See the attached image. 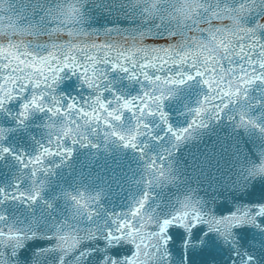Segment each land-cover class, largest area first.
Segmentation results:
<instances>
[{
    "label": "water",
    "instance_id": "1",
    "mask_svg": "<svg viewBox=\"0 0 264 264\" xmlns=\"http://www.w3.org/2000/svg\"><path fill=\"white\" fill-rule=\"evenodd\" d=\"M14 6L15 12L0 11V15L16 16L21 6L26 11L16 20L19 26L34 25L41 29L37 43H51L47 32L60 25L59 19L47 15L49 9L58 5H75L80 8L81 16L75 27L94 36L97 42H104L105 35H127L133 29L147 27L143 23L139 9L131 8L132 0H6ZM179 3L180 0H174ZM261 13L253 10L242 22L253 26ZM7 23V19L4 21ZM198 35V34H197ZM264 39V31L259 33ZM25 41L31 39L24 37ZM36 41H33L35 43ZM6 43V41H0ZM46 54V53H44ZM225 66L227 64L225 62ZM104 75L99 90L105 101H113L117 96L124 99L143 95L148 86L140 79L130 80L127 73L113 70L110 65H99ZM171 92V95H168ZM165 93L163 110L167 113L168 123L174 130L188 128L194 111L200 100L207 95V88L199 78L182 86H172ZM32 94L31 90L5 105L0 111V129H4L0 138V149L8 147L10 153L0 152V188L4 196L25 192L31 195L34 186L40 187V196L35 203L25 200L5 199L0 196V229L13 227L16 230L40 231L54 237L57 226L65 222L79 224L81 227L105 225L113 228L111 221L128 213L136 203L149 194L146 211L157 216H166L185 198L198 202L206 209H212L216 215H226L237 208L264 204V173L258 171L264 163V133L257 128L242 125L240 113L254 119L264 126V83L257 82L247 90V99L237 100L229 105L224 113L215 118L212 113L202 117L203 126H193L188 136L177 144L171 133L158 116L145 117L149 128H143L138 136V148L143 152L125 148L123 142L112 136L113 129L122 134L135 130L136 119L133 113L122 111V120L110 121L111 127L102 122H88L73 114L80 126L76 144L65 137L63 146L72 148V155H54L46 158L42 169L35 177L31 168H23L16 156L28 158L38 155L43 147L50 146L62 135L61 129L66 123L63 116L53 117L47 111H31L27 119L20 117L21 105ZM52 95L65 103L75 98L81 106L90 108L86 101L97 95V89H89L82 84L79 74L66 71L55 86ZM46 102L51 103L50 97ZM219 102V101H217ZM110 103L109 108H117ZM22 121V122H21ZM149 129L151 135H149ZM86 136L87 140L83 137ZM155 137V139H154ZM86 144L87 146H81ZM95 144L97 147L93 148ZM155 159L163 166L166 177L157 179L156 172L149 169ZM151 184L149 185V181ZM71 197L82 199L88 209L94 211L92 220L87 218L85 209L76 204ZM50 205V206H49ZM199 228L207 231L206 225ZM212 247L205 250L201 241L170 242L168 264H235L239 253L255 257V264H264V217L257 218V224L244 225L233 230V239L225 242L217 234H210ZM115 243L118 240L113 238ZM55 238L51 240H27L26 254L18 256L19 264H35L39 255L37 248L45 250L48 264H55L59 253L47 251L53 249ZM102 243L85 242L81 250H87L81 264H97L96 255L102 249ZM129 253L131 245H127ZM96 254H92L93 250Z\"/></svg>",
    "mask_w": 264,
    "mask_h": 264
},
{
    "label": "snow or ice",
    "instance_id": "2",
    "mask_svg": "<svg viewBox=\"0 0 264 264\" xmlns=\"http://www.w3.org/2000/svg\"><path fill=\"white\" fill-rule=\"evenodd\" d=\"M130 7L139 9L147 27L133 29L127 35L113 30L117 34L105 35L107 39L102 43L75 27L81 16L80 8L75 5H58L48 10L47 15L60 20L59 26L47 32L51 43H37L40 28L16 23L26 11L23 6L15 17L0 15V41H6L0 43V111L31 90L30 98L21 105L20 117L27 119L31 111L38 110L47 111L53 117L61 115L66 120L62 135L50 142V146L43 147L38 155L28 158L26 163L23 156L15 157L23 168L32 169L33 177L40 170L47 171L42 169L46 158L63 154L71 157L73 150L63 146V139L68 137L73 144L79 142L76 137L80 126L73 114L86 123L102 122L111 127L110 121L122 120V111L133 113L137 121L135 130L125 135L113 129L111 135L121 140L125 148L143 152V148H138L137 138L144 134L141 129L149 128L144 122L146 116H158L178 144L193 126L204 125V114L212 113L219 118L229 105L247 99V90L252 85L264 83V39L259 35L264 31V0H180L179 3L174 0H132ZM253 10L261 15L253 26H248L242 18ZM0 11L15 12L16 9L6 0H0ZM6 19L7 23L4 22ZM24 37L31 39L26 42ZM99 65H110L113 70L127 73L130 80H142L148 87L143 89L141 96L130 99L117 96L113 101H105L99 90L104 75ZM66 71L79 74L87 88L97 89V95L86 101L90 108L81 106L75 98L65 103L51 94ZM197 78L207 88V95L193 109L195 118L188 128L174 130L163 110L165 93L172 86L186 85ZM49 97L51 103L46 102ZM117 102L118 109L109 108L110 103ZM240 123L264 133V126L248 118L243 111ZM4 132L0 129V138ZM148 134L151 135L150 129ZM83 139L87 140V137ZM0 152L10 153L11 149L3 147ZM148 167L156 172L157 179L166 177L163 166L155 159ZM258 171L264 173V163ZM148 183L150 185L151 180ZM40 194L39 186H34L31 195L21 191L4 196V189L0 188V196L5 199L35 203ZM71 199L85 209L91 221L95 213L88 209V204L77 197ZM148 199L149 194L145 192L128 213L114 218L111 221L114 229L108 228L107 224L81 227L65 222L56 227L54 237L42 233L39 227L35 231H20L13 227L0 229V264H19L14 258L21 255L27 259L20 250L29 239L53 238L56 244L47 251L59 253L55 264H81L90 255L87 250H81V245L91 241L103 245L96 255L97 264H168L170 242H183L187 246L190 241L202 240L205 250L210 252V234L215 233L230 242L234 229L257 224V218L264 217V204L216 215L212 209H206L190 198H185L166 216H157L145 210ZM4 219L0 216V221ZM202 224L207 226L206 232L198 227ZM114 237L119 243L114 242ZM127 245H131L130 253ZM37 253L35 264H48L47 252L37 248ZM92 254H96L95 249ZM234 255L238 257L235 264H255V257L247 253ZM202 264H211V261Z\"/></svg>",
    "mask_w": 264,
    "mask_h": 264
}]
</instances>
